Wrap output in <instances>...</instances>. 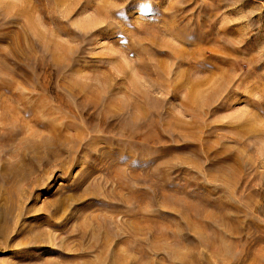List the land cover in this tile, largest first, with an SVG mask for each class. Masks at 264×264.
<instances>
[{
    "label": "rangeland",
    "instance_id": "obj_1",
    "mask_svg": "<svg viewBox=\"0 0 264 264\" xmlns=\"http://www.w3.org/2000/svg\"><path fill=\"white\" fill-rule=\"evenodd\" d=\"M0 264H264V0H0Z\"/></svg>",
    "mask_w": 264,
    "mask_h": 264
}]
</instances>
